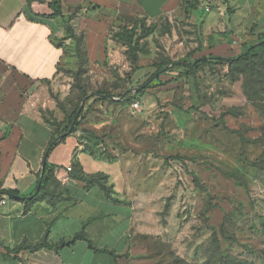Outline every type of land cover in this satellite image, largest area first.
<instances>
[{"label":"crops","instance_id":"obj_1","mask_svg":"<svg viewBox=\"0 0 264 264\" xmlns=\"http://www.w3.org/2000/svg\"><path fill=\"white\" fill-rule=\"evenodd\" d=\"M59 1L64 22L36 16L52 14L50 0H0V264H153L143 245L154 233L151 158L106 151L82 132L106 122L82 123L47 153L53 181L36 193L55 129L46 119H64L59 102L72 91L64 68L79 49L90 66L84 77L108 79L123 57L112 35L137 19L166 27L172 72L236 57L264 36V0ZM74 158L87 178H105L106 191L72 177ZM43 241L49 247L16 250Z\"/></svg>","mask_w":264,"mask_h":264},{"label":"rangeland","instance_id":"obj_2","mask_svg":"<svg viewBox=\"0 0 264 264\" xmlns=\"http://www.w3.org/2000/svg\"><path fill=\"white\" fill-rule=\"evenodd\" d=\"M165 28L138 33L136 65L119 43L122 62L109 78L85 77L102 104L82 123L106 122L85 135L106 151L151 158L154 233L143 245L153 264H264V115L244 94V76L227 65L165 73L175 66ZM80 62L77 52L63 68L71 76L90 70Z\"/></svg>","mask_w":264,"mask_h":264},{"label":"trees","instance_id":"obj_3","mask_svg":"<svg viewBox=\"0 0 264 264\" xmlns=\"http://www.w3.org/2000/svg\"><path fill=\"white\" fill-rule=\"evenodd\" d=\"M47 7L52 10V14L50 15H42L36 14V16L41 17H59L64 22V18L61 13V6L59 0H50L47 4ZM149 27H146L143 20H130L126 21L124 25L118 28V31L113 33L112 40L117 42L118 44H123L128 47V60L132 65L137 64V55L135 53V48L137 46V41L140 39L138 37L141 31L146 32ZM139 38V39H138ZM78 55L81 56L80 65L84 66L86 64V59L81 54V51L77 49ZM212 61L208 59H200L195 61L191 64H185L184 67L189 69L198 68L200 66H219V65H227L233 72L237 71L239 74L244 76V83H243V91L246 95L247 99L250 103L259 111L262 112L264 115V36L259 38V40L250 45L242 54L233 57V58H213ZM164 62V61H163ZM164 63H161L163 65ZM87 65V64H86ZM165 65V64H164ZM167 65L163 66L162 68L157 69L154 71L155 73L161 69H164ZM176 66V65H175ZM173 66V68L175 67ZM84 67H82L83 69ZM171 68V69H173ZM180 68H182L180 66ZM79 70L75 75H73V84H72V91L70 95L74 94V97L69 98V96L64 100V102H59V108L64 114V119L58 123L56 120L46 119V122L50 124V126L54 129V133L51 137L50 143L48 145V149L46 154L51 151L54 147L64 141V137L68 136L72 133H75L79 130L82 122L88 114L91 112V107L93 105H100L102 104L101 94L98 92L88 94L86 91V87L84 84L85 79V72L86 70ZM169 69L165 73H170L172 70ZM152 78V77H151ZM157 80H160L159 78ZM145 86V85H143ZM144 88V87H143ZM87 98V99H86ZM109 99L111 97H108ZM84 102L83 108L80 110L81 103ZM85 134H88L86 130L82 131ZM72 177L77 179L78 181L85 184V188L88 189L90 186L98 185L103 190L106 191L104 187V177L95 176V177H86L80 167L78 162L75 160L72 163ZM53 170L54 168L46 163L44 168V173L41 179V184L39 187V193L42 194L45 189L46 185L49 182L53 181ZM8 195L12 197H17V193L15 191L7 192ZM37 196V195H36ZM35 197H33V200ZM24 202H27L24 200ZM31 202V201H30ZM77 239H84L83 235L80 234L76 236L71 242L68 244H72ZM43 247H49L48 244L43 241L33 246H20L16 250L21 249H28L31 251L39 250Z\"/></svg>","mask_w":264,"mask_h":264},{"label":"water","instance_id":"obj_4","mask_svg":"<svg viewBox=\"0 0 264 264\" xmlns=\"http://www.w3.org/2000/svg\"><path fill=\"white\" fill-rule=\"evenodd\" d=\"M82 106L83 105H81V108H82ZM46 156H47V154L44 156L43 161H42L41 175H43V173H44V168H45V165H46ZM40 184H41V181L38 183V187L36 189V193H38V191H39ZM7 196L10 197V198H13V199H17L18 198V197H12V196H10L8 194H7Z\"/></svg>","mask_w":264,"mask_h":264},{"label":"built area","instance_id":"obj_5","mask_svg":"<svg viewBox=\"0 0 264 264\" xmlns=\"http://www.w3.org/2000/svg\"><path fill=\"white\" fill-rule=\"evenodd\" d=\"M139 104L138 102H134L131 107L132 109L136 110L138 108ZM6 204V201L4 199L0 200V205H5Z\"/></svg>","mask_w":264,"mask_h":264}]
</instances>
